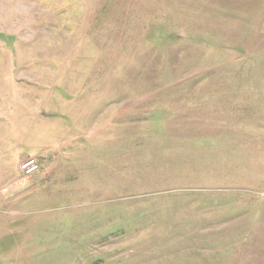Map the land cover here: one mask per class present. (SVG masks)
Wrapping results in <instances>:
<instances>
[{"label": "rangeland", "instance_id": "374dc122", "mask_svg": "<svg viewBox=\"0 0 264 264\" xmlns=\"http://www.w3.org/2000/svg\"><path fill=\"white\" fill-rule=\"evenodd\" d=\"M0 264H264V0H0Z\"/></svg>", "mask_w": 264, "mask_h": 264}, {"label": "built area", "instance_id": "2783aa9c", "mask_svg": "<svg viewBox=\"0 0 264 264\" xmlns=\"http://www.w3.org/2000/svg\"><path fill=\"white\" fill-rule=\"evenodd\" d=\"M20 170L24 175L31 176L40 170V162L37 156L27 157L20 165Z\"/></svg>", "mask_w": 264, "mask_h": 264}, {"label": "crops", "instance_id": "0c3cea01", "mask_svg": "<svg viewBox=\"0 0 264 264\" xmlns=\"http://www.w3.org/2000/svg\"><path fill=\"white\" fill-rule=\"evenodd\" d=\"M185 97H187V96L184 94V98H185ZM49 159H51V158H49ZM48 167H49V169H50V166H48ZM52 169H53V168H52Z\"/></svg>", "mask_w": 264, "mask_h": 264}]
</instances>
